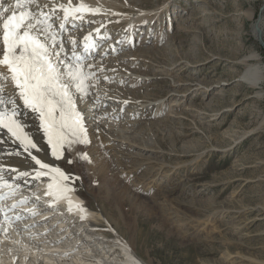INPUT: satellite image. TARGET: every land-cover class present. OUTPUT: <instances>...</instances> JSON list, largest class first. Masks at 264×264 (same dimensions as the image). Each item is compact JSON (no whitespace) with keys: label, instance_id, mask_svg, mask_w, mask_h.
<instances>
[{"label":"rangeland","instance_id":"obj_1","mask_svg":"<svg viewBox=\"0 0 264 264\" xmlns=\"http://www.w3.org/2000/svg\"><path fill=\"white\" fill-rule=\"evenodd\" d=\"M125 1L159 12L151 32L145 23L137 26L128 55L115 50L108 58L128 57L112 64L114 69L144 79L110 86L123 95L125 86L134 85L125 90L138 100L132 105L138 117L127 128L117 121L121 131L129 130L124 135L128 146L107 140L123 135L120 129L117 135L101 129L104 140L96 138L98 121L86 133L88 144H66L62 157L52 162L66 171L88 206L102 212V232L131 246L144 264H264V80L254 89L238 77L244 72L239 62L251 53L264 67V40L252 37V21L244 17L250 8L255 18L264 16L262 1ZM124 27L114 25L104 40ZM5 86L13 95L12 84ZM78 99L75 106L83 109L85 101ZM144 101L155 106L140 111ZM170 101L180 105L176 118L164 115ZM112 103L102 110L108 112ZM85 108V125L100 118H91ZM156 110L161 114L153 117ZM30 137L39 143V152L31 150L34 155L43 161L52 156L46 139ZM23 150L10 164L29 172L34 162Z\"/></svg>","mask_w":264,"mask_h":264},{"label":"bare ground","instance_id":"obj_2","mask_svg":"<svg viewBox=\"0 0 264 264\" xmlns=\"http://www.w3.org/2000/svg\"><path fill=\"white\" fill-rule=\"evenodd\" d=\"M242 1L251 4L257 0ZM261 1L263 4L261 12L263 13L264 0ZM80 2L85 3L93 9L99 8L100 13L97 15H85L82 20H77L75 22L76 27H73L70 22L62 35L65 41V48L68 49L69 52L71 51V45L68 43L69 33L77 42L78 52L82 51L85 37L91 36L97 45L95 49L93 48L89 53L85 54L87 58L84 71L92 73L93 77L88 81L89 94L87 96H89L90 99L85 97L84 105L88 107V109H91L89 112L91 113V118H95V115H100V118L97 117V120L90 125L87 123L91 121L86 122V125L83 123V127L87 133L94 130L95 125L100 121V132L95 131L94 134L96 138L101 137L99 139L104 140L102 135L104 131L107 135L111 133V135H113L116 129H120L119 123L117 122L118 119H122V122L125 123L124 127L128 124L133 125L132 120L138 117V112L135 107L134 111L132 110V105L136 104L138 100L130 98L128 95H131V92L125 89H128V87H130V89L134 88L137 82L136 80L141 82L143 79L135 77L138 75L130 76V73L121 70L122 67H119L121 69H114L115 67L117 68V65L115 66L112 64H121L130 61L128 57L125 58L123 56L128 55V51L137 39V34L133 35L132 33L133 30L144 23L146 26H149L153 16H158L159 12H146L134 6L132 3H127L125 0H71L73 6H77ZM37 4L39 7H37ZM37 4L31 5V10L34 13L41 10L44 13H49L53 7L60 4L67 6L68 0H37ZM4 8H8L9 11L4 13ZM21 10L23 9L15 8V0H0V18L10 15L12 11L19 12ZM62 15L63 13L57 10L53 17L52 23L57 30L61 23V19L59 18L62 17ZM244 17L252 21V37L260 39L262 42V40H264V16L261 14L259 18H255L254 12L250 8L247 9ZM120 24H124L125 27L128 24L131 25L129 29H127V35L122 36V38L117 41V44L115 43L108 52L101 55V53L105 51V48L102 46L109 47L112 41L118 39V36L114 35L115 37L102 41V39L105 38V33L107 32V36L110 35L109 31L112 30L113 26ZM97 30L99 31L97 32ZM149 32H151V30H149ZM97 49L100 50V53H97ZM115 50H117V53H124L123 56L120 58L108 59L109 57H113ZM0 52H2V43H0ZM240 64L244 67V72L238 76L239 82L257 89L264 80V67L260 65L258 54H249L241 59L239 65ZM0 73L7 74L6 68L0 67ZM126 79H128V81L132 79L135 80L132 83L134 85L125 86L124 88V94H127V97L119 93L120 88L118 90V88L110 87L112 84H114V87H121L124 85L122 82ZM93 81L97 84L95 88L96 94L91 88ZM6 82L12 84L10 80ZM12 86L13 95L7 91L5 83L3 85L4 92L10 94L12 99L17 100L14 107L18 113L17 119L23 125L24 133L33 138H37L38 131L41 133L39 137L47 140L40 126L38 114L33 113L23 105L21 100L17 99L14 95L16 89L13 84ZM112 89L115 90L113 91ZM118 94H120L121 98L117 100ZM7 98L6 96L5 99ZM78 98L81 99L77 94L73 93V100H77ZM109 101L113 102L112 106L114 107H110L108 112H104L102 109L105 103ZM150 102L144 101L141 103V105H139V110L145 111L150 108L152 109L155 105ZM158 106V109L161 108V104H158ZM179 106V104L170 101L168 110L164 115L168 118H176V109L179 108ZM3 107L4 105H0V111H2ZM77 107L76 110L82 117V110L85 107L83 109L80 107V109H77ZM124 107H127V113L122 115ZM183 109L184 108H182V110ZM158 112L161 114L160 111L156 110L153 113V117L159 116L160 114ZM82 121H85L84 118ZM111 125H113V127H111ZM96 127L98 128V126ZM101 129L104 131H101ZM128 131L126 129L122 130L121 134L123 135L119 134V138L116 139L113 135L108 136L107 140L113 143L118 141L119 146H128V142L125 139L126 137L124 138V135H126ZM117 133L115 132L116 135ZM21 148L22 146L18 145V140L11 138L6 130H0V159L3 160V164H0V169H3V172L0 173V175H3L4 180L8 181L14 189L13 191L9 188L0 187V214L4 215L3 219L6 221V224L2 227L0 232V264H144L143 261L136 256L131 246H128L123 240H120L119 237L117 239H119L121 243L112 240L108 235L102 232L104 231V229L100 228L101 218H104L102 212L100 213L92 210L69 180L67 184L72 190L65 194V198L57 199L54 194H47L48 185L52 183L49 176L45 175L35 178L34 169H30V175L27 177H20L18 172L9 171L13 168V165L10 164L14 161L13 159L21 156L15 154L17 152L21 154ZM52 157L54 156L46 157L44 162L48 163L53 168H59L67 175L66 171L52 162ZM74 160H76V158ZM24 170L25 169H23V171ZM78 175L80 176L81 174L79 173ZM93 175L94 174H92V176ZM10 192L11 194H9ZM70 204L72 205L71 208L69 207ZM121 218L123 219L122 216ZM127 224L129 225V221ZM108 227L111 231H114L111 225ZM63 250H68L69 252L64 254Z\"/></svg>","mask_w":264,"mask_h":264},{"label":"snow or ice","instance_id":"obj_3","mask_svg":"<svg viewBox=\"0 0 264 264\" xmlns=\"http://www.w3.org/2000/svg\"><path fill=\"white\" fill-rule=\"evenodd\" d=\"M33 4H37V0H15V8L23 10L12 11L10 15L0 18V67L7 70V74L0 73V105L5 106L4 110L0 111V130H6L11 138L19 141L34 162L35 178L49 176L52 183L48 185L47 194H54L60 199L65 198V194L72 190L67 184L70 177L32 153V149L37 152L40 149L33 139L24 133L14 107L17 100L4 92L3 84L10 80L16 89L14 95L17 99L33 113L38 114L40 126L54 157H62V149L66 144H88L81 114L76 110L73 101V93L81 99L89 94L88 81L92 79L93 74L84 71L87 58L85 54L97 45L91 36L85 37L82 51L78 52L77 42L69 33V52L65 48L62 33L70 22L76 27L77 20H82L87 14L97 15L100 9H93L83 2L73 6L71 0H68L67 6L60 4L53 7L49 13L42 10L34 13L31 10ZM57 10L63 13L59 18L61 23L58 30L52 23ZM8 11V8L3 9L4 13ZM15 154L20 155L18 152ZM83 158L87 159L86 154ZM10 170L18 172L20 177L30 175L26 171ZM2 172L3 169H0V173ZM0 187L14 191L3 175H0Z\"/></svg>","mask_w":264,"mask_h":264}]
</instances>
